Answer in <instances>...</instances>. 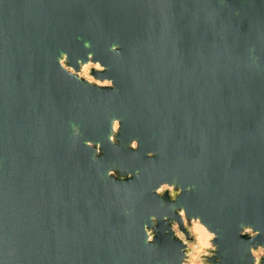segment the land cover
I'll return each mask as SVG.
<instances>
[{
  "label": "water",
  "instance_id": "water-1",
  "mask_svg": "<svg viewBox=\"0 0 264 264\" xmlns=\"http://www.w3.org/2000/svg\"><path fill=\"white\" fill-rule=\"evenodd\" d=\"M61 52L77 69L93 53L115 89L67 76ZM86 140L102 145L96 159ZM199 147L215 157V208L188 215L218 233L211 264H252L247 245L264 244V0H0V264H179L173 208L193 196ZM164 181L184 189L175 201L155 194ZM241 223L261 235L249 241Z\"/></svg>",
  "mask_w": 264,
  "mask_h": 264
},
{
  "label": "clouds",
  "instance_id": "clouds-1",
  "mask_svg": "<svg viewBox=\"0 0 264 264\" xmlns=\"http://www.w3.org/2000/svg\"><path fill=\"white\" fill-rule=\"evenodd\" d=\"M86 46L88 44L86 43ZM120 45L113 44L110 46L109 51L115 53L117 56L120 55L119 52ZM254 54V53H253ZM70 57L67 52H61L57 59L59 69L64 72L70 78L75 79L77 82H83L88 86H92L98 89H115V81L108 78L105 73L107 72V66L104 65L100 60L94 58V54L89 52L87 54L86 62L83 60H78V69L74 67L70 62ZM95 73V74H94ZM122 129V122L118 118H112L110 121V134L107 139L110 144L115 146L117 144V136ZM80 136L79 126H75L73 129L74 139H78ZM85 146L88 148L94 147V159L101 152L102 145L100 143L93 144V141L86 140ZM140 147V142L138 139H132L129 143V148L133 151H138ZM149 158H152L155 153L148 152ZM116 169L111 168L107 171L108 177H116ZM137 177L139 172L136 173ZM131 177L132 173H128ZM115 191L118 193L121 190V185L114 181ZM125 191L130 189L128 184L123 185ZM191 191V188L188 189ZM157 196L162 197L165 192L169 194L171 199L175 201L184 191L183 188L177 187V182L169 183L167 181L161 182L158 187L154 189ZM173 211L179 217V220H171V232L174 237L178 239L182 245L179 249L181 253L179 264H211L213 258L217 256L219 251V245L215 243L219 239L218 233L213 231L198 215L189 216L186 208H173ZM164 221H168L169 217L167 215L162 217ZM152 227L147 224L144 225L143 231L146 235V243L152 244L155 236L154 228L157 224L158 217L152 215L150 217ZM199 226V231L194 232L193 229ZM239 234L241 236H248L249 241H254L258 236L261 235L260 230L256 229L254 226L241 223L239 225ZM242 243L244 242L241 240ZM247 252L251 257L252 264H264V244H248ZM220 264V261L217 262Z\"/></svg>",
  "mask_w": 264,
  "mask_h": 264
},
{
  "label": "flooded vegetation",
  "instance_id": "flooded-vegetation-1",
  "mask_svg": "<svg viewBox=\"0 0 264 264\" xmlns=\"http://www.w3.org/2000/svg\"><path fill=\"white\" fill-rule=\"evenodd\" d=\"M185 154L187 152L185 151ZM214 154L210 149L196 148L193 154L195 167V182L193 196L184 193L183 202L185 208L189 205L192 208H215V165ZM188 202V203H187ZM191 204V205H190ZM85 246L81 243L72 245L71 251L75 254H83Z\"/></svg>",
  "mask_w": 264,
  "mask_h": 264
},
{
  "label": "bare ground",
  "instance_id": "bare-ground-1",
  "mask_svg": "<svg viewBox=\"0 0 264 264\" xmlns=\"http://www.w3.org/2000/svg\"><path fill=\"white\" fill-rule=\"evenodd\" d=\"M195 229H196L197 231H199V226L197 225V226L195 227Z\"/></svg>",
  "mask_w": 264,
  "mask_h": 264
},
{
  "label": "rangeland",
  "instance_id": "rangeland-1",
  "mask_svg": "<svg viewBox=\"0 0 264 264\" xmlns=\"http://www.w3.org/2000/svg\"><path fill=\"white\" fill-rule=\"evenodd\" d=\"M194 232H198L195 228L193 229Z\"/></svg>",
  "mask_w": 264,
  "mask_h": 264
}]
</instances>
